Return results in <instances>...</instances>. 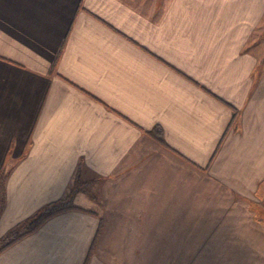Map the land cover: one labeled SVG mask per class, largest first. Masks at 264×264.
<instances>
[{"label":"crops","instance_id":"obj_1","mask_svg":"<svg viewBox=\"0 0 264 264\" xmlns=\"http://www.w3.org/2000/svg\"><path fill=\"white\" fill-rule=\"evenodd\" d=\"M79 163L0 264H264V0H0V237Z\"/></svg>","mask_w":264,"mask_h":264},{"label":"trees","instance_id":"obj_2","mask_svg":"<svg viewBox=\"0 0 264 264\" xmlns=\"http://www.w3.org/2000/svg\"><path fill=\"white\" fill-rule=\"evenodd\" d=\"M150 135L157 142L164 145L162 133L159 128L150 132ZM81 168L82 164L79 163L72 181L63 197L43 205L34 214L17 223L13 228L0 237V252L24 236L34 232L46 219L65 210L76 208L73 205V199L77 192L83 191L88 193L92 198H95L94 195L88 191L90 181H85L81 177ZM7 173V171L0 172V214L5 204V179Z\"/></svg>","mask_w":264,"mask_h":264}]
</instances>
